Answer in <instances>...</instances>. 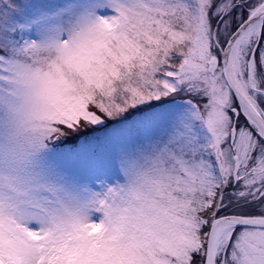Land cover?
<instances>
[{"label":"snow or ice","instance_id":"6c2138e0","mask_svg":"<svg viewBox=\"0 0 264 264\" xmlns=\"http://www.w3.org/2000/svg\"><path fill=\"white\" fill-rule=\"evenodd\" d=\"M0 264H264V0H0Z\"/></svg>","mask_w":264,"mask_h":264}]
</instances>
